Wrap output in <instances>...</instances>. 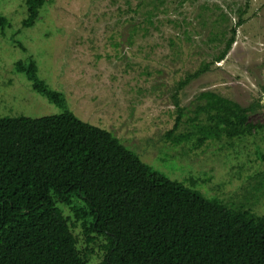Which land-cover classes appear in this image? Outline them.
I'll use <instances>...</instances> for the list:
<instances>
[{
	"label": "trees",
	"instance_id": "1",
	"mask_svg": "<svg viewBox=\"0 0 264 264\" xmlns=\"http://www.w3.org/2000/svg\"><path fill=\"white\" fill-rule=\"evenodd\" d=\"M164 3L138 0L135 10L131 0L126 5L143 17L142 23L154 25ZM25 4L23 26L32 28L47 0ZM250 5L251 0L234 3L228 12L220 6L215 18L204 19L234 23L214 34L209 60L175 87V124L165 136L173 146L201 148L223 139L208 118L218 97L205 93V107L189 108L181 105L180 93L226 60ZM141 25L133 24V32ZM10 26L0 12V29ZM17 69L35 93L63 112L0 117V264H88L95 252L90 247L93 234L105 240L99 264H264V215L252 206L258 195L224 200L203 194L193 181L187 185L170 179L113 133L79 119L64 95L40 78L34 60L18 62ZM227 130L231 138L242 139L263 133L264 124L244 117ZM253 179V189L263 194L264 172ZM78 224L86 238L84 248L74 232Z\"/></svg>",
	"mask_w": 264,
	"mask_h": 264
},
{
	"label": "rangeland",
	"instance_id": "2",
	"mask_svg": "<svg viewBox=\"0 0 264 264\" xmlns=\"http://www.w3.org/2000/svg\"><path fill=\"white\" fill-rule=\"evenodd\" d=\"M244 1L188 0L180 5V0H165L150 25L128 10L127 0H47L35 26L25 28V0H0V12L11 23L0 29V117L63 112L18 72V62L34 60L40 78L64 95L79 119L113 133L170 179L195 182L208 197L242 201L249 193L258 195L253 211L264 215V192L253 189L254 175L264 172V132L235 139L227 130L244 117L264 124V0H251L226 60L180 93L181 105L189 108L205 107V93L218 97L208 118L223 139L195 148L173 146L165 137L175 124L177 83L209 60L214 34L234 23L204 19L215 18L217 7L228 12ZM131 2L135 10L138 0ZM139 23L148 30L141 25L133 32ZM60 207L71 215L69 208ZM74 232L84 248L82 225ZM92 236L95 252L88 264H99L105 240Z\"/></svg>",
	"mask_w": 264,
	"mask_h": 264
}]
</instances>
